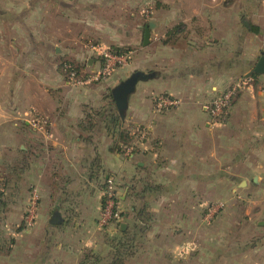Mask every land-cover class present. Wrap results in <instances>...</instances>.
<instances>
[{
  "label": "crops",
  "instance_id": "obj_1",
  "mask_svg": "<svg viewBox=\"0 0 264 264\" xmlns=\"http://www.w3.org/2000/svg\"><path fill=\"white\" fill-rule=\"evenodd\" d=\"M54 6L64 16L65 33L57 41L45 31L37 38L33 31L27 53L21 54L16 51L19 39L1 33L21 26L20 13L45 14ZM149 23L153 27L144 45ZM72 24L91 29L95 45L87 42L80 53L70 44L63 46L74 38L69 37ZM40 27L47 29L45 18L33 30ZM0 30V58L10 53L12 62L18 59L12 71L19 73L11 72L8 87L17 102L26 95L27 108L47 121L45 132L28 138L18 131L0 133V168L10 175L2 189L0 222L4 233L15 238L5 253L0 247V264H79L83 252L111 260L118 230L97 224L106 176L114 178L122 208L130 204L132 186L143 179V264L168 251L163 243L150 246L152 238L171 240V264L176 259L187 264H264V75L253 73L264 58V0H0ZM37 46H42L39 54ZM90 47L131 49L133 58L104 81L69 85L55 60L73 59L85 76L102 64L99 52ZM86 55L84 68L89 70L83 71ZM135 72L150 78L137 82L129 95L122 125L141 124L148 138L143 155L127 160L112 149L106 116L116 111L112 91ZM4 73L0 79L9 77ZM238 82L244 86L227 120L214 124L207 107ZM50 90H58L59 103ZM39 92L47 104L36 103ZM157 94L180 104L157 113ZM99 112L102 117L95 116ZM213 188L241 191L251 210L245 208L236 219L254 223L260 243L247 245L228 231L215 246L203 238L197 243L196 204H204ZM199 190L203 193L197 195ZM32 196L37 199L34 226L19 230ZM55 213L61 222L54 225L50 220ZM136 218L123 213L120 230L129 231L132 222L135 230L142 223L139 218L135 223ZM25 235L31 238L28 244ZM202 240L206 243L199 245Z\"/></svg>",
  "mask_w": 264,
  "mask_h": 264
},
{
  "label": "rangeland",
  "instance_id": "obj_2",
  "mask_svg": "<svg viewBox=\"0 0 264 264\" xmlns=\"http://www.w3.org/2000/svg\"><path fill=\"white\" fill-rule=\"evenodd\" d=\"M20 1H22V0H20ZM56 2H58V1H56ZM57 9H58V7L54 6V8L52 7L50 9V11L48 13L46 12L45 14L44 13H35V14L20 13L19 16L21 18L19 16H18V18H19V21H21V26L19 28L8 27V29L2 30L4 32H2L1 30L0 31L2 34L4 33V36H7V38L9 40H13V38L19 39V42L16 46L17 47L16 51L18 50L19 53L26 54L27 50H28L27 39H29L28 38L29 36L31 38H33L32 37L33 31L35 33V36L37 35V38L38 37L40 38V36L43 35V32L45 31V35L48 36L50 38V40H53V41H57L58 39H60L61 33H62V36L64 35L65 32H64V30L61 29V23L64 22L62 18L64 16H61L60 11ZM107 15L109 16V14H107ZM32 16H34V19L32 18V20H29V17L31 18ZM44 18L46 19L47 29H43V27H40L39 29L34 28V30H33V26L35 24H37V28H38V21L40 22V25H43ZM70 35L73 36L74 38H68L67 41H64V42H67L68 44L64 43L63 46H68L69 44L72 45V46H68V48H71L72 50H74V53H76V52L80 53V52H83L82 50H86L84 48V45H86L87 42H90L92 45H95L94 44L95 41L93 38H95L94 36H96V35L93 34L91 29H87V30L80 29V27H78L77 24H72L70 26L69 37H70ZM75 39H77L78 42L81 41V43L77 42L76 44L73 45V40H75ZM54 43H56V42H54ZM37 47H38L37 53L39 54L40 52H42V46L41 47L37 46ZM129 50L132 52L131 49H129ZM52 53H53V50H52ZM7 54H8V56H5L4 59L0 58L3 60V61L0 60V74H2V72H5L4 74L9 76V77H3V79H0L1 86H3V85L7 86V88L0 87V89L4 88V89H2L3 91L0 90V107L1 106L5 107V110L0 108V118H4V116H6V118H7V119H4L3 124H0V133H2L4 135H10V134L14 133L15 131H18L20 134H25L28 138L30 136H33V135L39 133L37 130L33 129L31 126L24 124V122H27V120H29L31 117L35 116L34 115L35 112H33V111H31V109L27 108L26 105L30 104V103H28L26 95L21 94V97H23L24 99H20V101L17 102L15 99V94L12 93L11 84L9 85V87L7 85V81L12 77L11 72L19 73L17 69L12 71L13 62H16V63L18 62L17 57L12 62L11 57H10V53H7ZM88 57H89V55H86V57L81 62L82 63L81 64V67H82L81 70H83V71L89 70L88 68H84L85 67V60ZM132 58H131V61H132ZM55 61L57 64H59V67L61 68V70H62L61 62H68V63L73 64L74 66L76 65V62L73 59L68 58V57L66 59H63V61H59L58 59H56ZM76 67H77V65H76ZM79 69H80V67H79ZM23 79L26 80V78H23ZM57 92H58V90H50L49 91V93H51V97L54 100V102L57 101V103H59L60 102V100H59L60 95L57 94ZM36 96H37L36 97V103L47 104L46 101H44V96L42 95V92L37 93ZM17 104H21V105L19 106ZM13 105L15 106V108H13L14 107ZM20 109H23V110H20ZM30 111H31V113H30ZM24 112L26 114H24ZM14 122H16L15 125H14ZM138 125L143 126L141 124H129L128 123V125L125 126L124 130H126L127 127L138 126ZM136 134L137 135L134 136L133 139L129 138L128 141L125 143V145H122L121 147L122 148L127 147L134 142L135 146H134L133 154L135 156L137 154L143 155V139L141 140L138 137L139 133L136 132ZM122 148H121L120 154L122 152ZM134 155L132 158H126L124 156L123 157L126 158L127 160H131L135 157ZM5 171H8V170L5 169ZM5 171H2V169L0 168V187L5 186L9 180L10 175L5 173ZM140 182L141 183H138L137 185L134 184L132 186V189L130 190L131 193H129V196H128L130 204H128L127 208L121 207L120 200L118 197L117 200L119 203V210L121 211L120 223L118 225L116 223L110 225L111 227H114V229L117 230L118 229L117 226H120V224L122 223V218H123L122 213H125V212L130 213L135 218H136L135 215H137V218H139L140 221L142 222L141 224H139L137 222V218H136L135 223L139 224L138 225L139 227H137L136 230H132V231H131V229H134V227L132 225L134 222L129 223V226H131V228L128 232L132 233L133 231H135L136 235H135V238L131 244L132 248L129 251L128 255L124 258L123 264H143V260L145 261V257H147V255L143 254V179H140ZM116 188H117V186H116ZM228 191L229 190L213 188L209 191V196H206V198L209 197V199H206L204 204H201V205L196 204L197 209H196L195 214H197V215H195L196 216L195 217L196 218L195 219V226L198 228L197 232H196V234L198 233V236L196 237V241L199 240L200 238H203L204 240L205 239L207 241L209 240V244H212L213 246H215V244H218L219 241L222 240V242H223L226 239V238L225 239H222V238H224L226 236L225 233H226V231H228L229 235H232V237H231L232 239H234L236 236L238 240H242V242L246 243L247 245H250L253 243L255 244L257 241H259V243H260V240H257V238H256L259 236V235H257V233L259 231L256 229L254 223H250V224L249 223H243V221H239L236 219L237 215H239V214L241 215V213L245 211V208L247 209L249 207L248 209L251 210V206L249 204H247V207H246V201L244 199V196L241 194V191H239L238 189H236L235 193H229ZM200 193L202 194L203 192H200V190L197 191V195H199ZM206 193H207V190H206ZM35 202H36L35 206L37 207V201H35ZM218 203L224 204L223 207L219 211H217L209 221H204V218L207 214L208 208L211 206H216V205H218ZM4 207H6V206H4ZM27 208H26V210H27ZM131 208H132V210H131ZM0 213H2V212H0ZM263 217H264V215H263ZM233 218H234V220H233ZM31 228H33V227H31ZM31 228H28L24 223V219L20 218V223L18 226L19 230H28ZM101 229H104V228H101ZM236 229L240 230L241 233H237L235 231ZM5 230L6 229H4L3 222H0V247H2L1 248L2 250H5L4 252L2 251L3 253L8 251L10 246L14 245V239H15L13 236L9 235V233H4ZM115 234L116 235L113 236V241L117 243L121 237L118 236V232ZM222 234H224V235H222ZM218 237L221 239H218ZM29 239H31V238H29L28 236L25 235V237L23 238V241H25V244H28ZM151 240H153V241L150 242V244H151L150 246H158L159 244L163 243L164 246L168 249V251L163 254V257L160 255V257H162L161 259L156 261V259L154 258L155 261H149L148 264H171L172 263V256H173V254L171 252V249H172L171 240H169V239H164V240L157 239L156 240L155 238H152ZM194 240L195 239H193V241ZM210 240H212V241H210ZM39 242H41V241H39ZM39 242H36V244L37 245L42 244ZM203 242H205V241H203V240L200 241L199 245H203L206 243V242L205 243H203ZM197 243H198V241H197ZM94 257H95V254H93L91 252H83L81 255V258L79 260V264H83L85 262V260H86V263L88 262L90 264V262H92L90 259H92ZM186 262H187V260H182V259H176V261H175L176 264H187Z\"/></svg>",
  "mask_w": 264,
  "mask_h": 264
},
{
  "label": "built area",
  "instance_id": "obj_3",
  "mask_svg": "<svg viewBox=\"0 0 264 264\" xmlns=\"http://www.w3.org/2000/svg\"><path fill=\"white\" fill-rule=\"evenodd\" d=\"M93 50L99 52L98 55L102 58L101 66L93 72H90L83 76L71 63H62V70L65 73L66 81L69 85L74 87L85 86L91 83H97L106 80L113 72L117 69L128 66L131 61L132 54L129 51L124 53H115L110 49L97 50L91 47ZM244 83L238 82L229 86L219 96L214 98L209 106L207 112L210 120L214 124H223L229 116L234 99L236 98L239 91L243 88ZM154 110L157 113H163L179 106L180 102L178 99L171 96L157 94L154 96ZM27 124L33 129L39 132H45L47 121L39 116H33L27 120ZM128 137L133 139L136 136V132L139 133L138 137L143 142L148 138V132L143 126H131L126 128ZM134 142L127 146L121 147V155L126 158H132L134 152ZM103 187L101 189L102 204L100 210V216L97 224L100 228H106L111 224H119L121 218V211L119 210L118 194L116 183L113 177H107L104 179ZM36 197L32 196L31 202L25 211L24 223L28 228L33 227L36 219ZM224 204L218 203L216 206H211L207 210V214L204 221H209L213 215L219 211Z\"/></svg>",
  "mask_w": 264,
  "mask_h": 264
},
{
  "label": "trees",
  "instance_id": "obj_4",
  "mask_svg": "<svg viewBox=\"0 0 264 264\" xmlns=\"http://www.w3.org/2000/svg\"><path fill=\"white\" fill-rule=\"evenodd\" d=\"M110 50H112L115 53H124L126 51H130L129 49H124V48H117V47H111ZM96 117H102L103 114L102 112H99L98 114H95ZM107 119V127L108 130L111 134H113L114 140H113V144H112V149L117 152L120 153L121 151V146L125 145V143L128 141L129 137L127 134V131L124 130L125 126L122 125V121L121 118L116 111H113L111 114H109L108 116H106ZM107 177L110 176H106L105 179ZM103 187V186H102ZM3 186L0 187V207L4 205V203L2 202V192H3ZM122 217H123V213H122ZM117 230L119 232V235H121L120 239L118 240V242H115V250L114 253L112 255L111 260L109 261H104L103 259L99 258L98 256L95 255L94 258L90 259L92 262H90V264H123L124 263V258L128 255L129 251L132 248V242L135 238V231H133L132 233L128 232V231H121L119 226H117ZM136 230V229H135ZM83 264H89L88 262L86 263V260Z\"/></svg>",
  "mask_w": 264,
  "mask_h": 264
},
{
  "label": "water",
  "instance_id": "obj_5",
  "mask_svg": "<svg viewBox=\"0 0 264 264\" xmlns=\"http://www.w3.org/2000/svg\"><path fill=\"white\" fill-rule=\"evenodd\" d=\"M153 27L152 23H149L144 30V45L148 43L149 36H150V29ZM253 73L256 75H264V58H259L258 62L256 63ZM150 78L149 75H144L143 73L135 72L125 81L121 82L113 91L112 96L115 104V108L123 122L125 118V112L127 109V102L128 97L132 94L135 90V85L139 81H144ZM61 222L60 215L55 213L51 220V224H59Z\"/></svg>",
  "mask_w": 264,
  "mask_h": 264
}]
</instances>
